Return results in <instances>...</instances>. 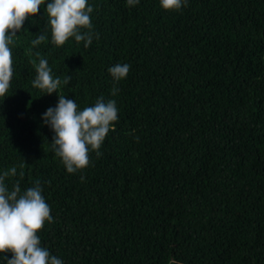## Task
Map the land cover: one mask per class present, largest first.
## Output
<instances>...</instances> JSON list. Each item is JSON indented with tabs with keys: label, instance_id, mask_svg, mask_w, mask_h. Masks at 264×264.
I'll list each match as a JSON object with an SVG mask.
<instances>
[{
	"label": "trees",
	"instance_id": "16d2710c",
	"mask_svg": "<svg viewBox=\"0 0 264 264\" xmlns=\"http://www.w3.org/2000/svg\"><path fill=\"white\" fill-rule=\"evenodd\" d=\"M48 2L9 45L0 98V174L16 168L9 190L40 182L53 217L41 246L63 264H264V0H88L87 48L52 43ZM41 58L71 76L57 93L32 86ZM117 63L130 70L113 96ZM59 95L118 108L102 155L72 174L42 120Z\"/></svg>",
	"mask_w": 264,
	"mask_h": 264
},
{
	"label": "clouds",
	"instance_id": "9594fccd",
	"mask_svg": "<svg viewBox=\"0 0 264 264\" xmlns=\"http://www.w3.org/2000/svg\"><path fill=\"white\" fill-rule=\"evenodd\" d=\"M188 0H160L164 10L178 11L187 6ZM128 6H135L139 0H126ZM45 5V0H0V98H5L13 77L12 49L9 47L23 29L30 17H35ZM48 25L51 29L52 43L63 46L69 38L77 43L83 41L84 47L91 45L93 37L99 38L92 29L91 13L93 7L88 0H50L46 4ZM86 30V31H82ZM46 39L44 34L32 41L39 45ZM39 55V54H37ZM35 63V62H33ZM129 64H115L108 69L114 85L111 95L120 91L116 83L125 79L129 73ZM36 76L32 86L48 95L71 81V76L63 80L53 77L46 59H39L35 67ZM55 107H49L42 115L43 123L54 133L52 149L60 158L70 174L83 170L90 165V152L97 157L107 134L114 130V122L119 119L116 101H104L100 96L93 106L80 110L74 99L59 95ZM16 175V168L0 174V255L5 264H63L62 260L50 255L47 248L41 246L38 233L45 222L52 223L51 208L42 196L39 181L34 186L21 192L17 180L9 190L5 179ZM21 176L23 173L20 174ZM84 177L81 176V181Z\"/></svg>",
	"mask_w": 264,
	"mask_h": 264
}]
</instances>
